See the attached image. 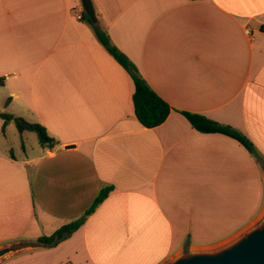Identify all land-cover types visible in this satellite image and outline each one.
I'll return each instance as SVG.
<instances>
[{"label":"crops","instance_id":"1","mask_svg":"<svg viewBox=\"0 0 264 264\" xmlns=\"http://www.w3.org/2000/svg\"><path fill=\"white\" fill-rule=\"evenodd\" d=\"M91 1L172 111L158 127L139 124L132 80L80 0H0V113L56 142L17 159L0 140V248L51 235L112 188L67 240L23 246L0 264L45 260L68 244L65 258L78 264H169L226 246L264 217V0ZM178 112L238 130L257 159ZM10 123L3 130L0 119V139Z\"/></svg>","mask_w":264,"mask_h":264},{"label":"trees","instance_id":"2","mask_svg":"<svg viewBox=\"0 0 264 264\" xmlns=\"http://www.w3.org/2000/svg\"><path fill=\"white\" fill-rule=\"evenodd\" d=\"M82 18L91 26L101 47H103L109 56H111L131 78L134 87L132 105L135 117L139 124L146 129H152L164 123L172 111L170 106L151 89L129 58L113 45L106 30L98 23L92 24L83 11ZM260 30L264 32V27L261 26ZM1 86H3V79H0V87ZM178 113L185 118L195 131L201 134H217L231 138L239 143L253 158L257 159L258 154L254 145L238 130L232 128L231 126L212 121L200 114L190 112ZM0 119L3 121V130L8 122H13L19 134L24 132L34 133L37 136L38 144L41 148L52 149L56 145L54 139L48 136L46 129L39 124L29 123L22 118H14L10 115L1 113ZM111 191V187L102 188L92 206L85 212L82 218L60 227L49 236H41L37 238L35 242L29 243L27 247L43 249L55 248L61 242L71 237L72 234L81 227L84 219L95 211L98 205L102 203Z\"/></svg>","mask_w":264,"mask_h":264},{"label":"water","instance_id":"3","mask_svg":"<svg viewBox=\"0 0 264 264\" xmlns=\"http://www.w3.org/2000/svg\"><path fill=\"white\" fill-rule=\"evenodd\" d=\"M80 3L90 22L96 24L97 16L92 1L80 0ZM22 248V244L0 248V260ZM169 264H264V217L254 227L220 249L185 253Z\"/></svg>","mask_w":264,"mask_h":264},{"label":"rangeland","instance_id":"4","mask_svg":"<svg viewBox=\"0 0 264 264\" xmlns=\"http://www.w3.org/2000/svg\"><path fill=\"white\" fill-rule=\"evenodd\" d=\"M0 140L3 151L13 149V153L17 159H22L25 156L32 155L39 151L37 136L34 133H26L24 136L19 135L13 123H10V127L6 128L5 135L1 137ZM22 245L27 246L28 243H23ZM73 252L74 248H72V244L62 245L54 251L50 258L29 264H78L74 259L67 260L65 258L68 254ZM23 255L24 254L21 253L18 257ZM68 261H70V263H68Z\"/></svg>","mask_w":264,"mask_h":264}]
</instances>
